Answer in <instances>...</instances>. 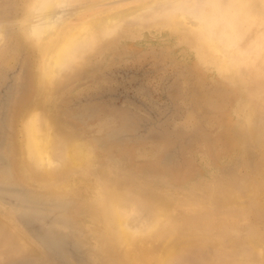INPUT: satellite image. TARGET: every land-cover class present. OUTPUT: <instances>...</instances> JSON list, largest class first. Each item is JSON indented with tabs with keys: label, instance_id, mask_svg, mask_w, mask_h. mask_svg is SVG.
Masks as SVG:
<instances>
[{
	"label": "rangeland",
	"instance_id": "374dc122",
	"mask_svg": "<svg viewBox=\"0 0 264 264\" xmlns=\"http://www.w3.org/2000/svg\"><path fill=\"white\" fill-rule=\"evenodd\" d=\"M228 2L0 0V264H264V74L219 69V24L192 22ZM45 22L92 28L39 85ZM33 110L49 165L21 146Z\"/></svg>",
	"mask_w": 264,
	"mask_h": 264
},
{
	"label": "bare ground",
	"instance_id": "6f19581e",
	"mask_svg": "<svg viewBox=\"0 0 264 264\" xmlns=\"http://www.w3.org/2000/svg\"><path fill=\"white\" fill-rule=\"evenodd\" d=\"M38 1H42V0H38ZM59 1L60 0H51V5L53 7H56V6H58ZM228 1L229 2L226 5H219L217 7H212V9L208 12L207 15L202 16L201 19H198L196 21H192L194 27L192 25L191 26L195 29L196 35L202 39L204 37V35L206 33H208L215 25L219 24L218 36L215 37L214 41L211 39V41H213V43H211L210 40L206 41V43L209 44L208 48H210V53L212 52L211 56L216 60L217 65H218L217 67H219V69H222L223 71H228V70L232 71V70H234V69H231L233 67H241V68L242 67H251L253 75L257 76V75L264 74V0H263V3L260 4V7L258 8L257 12L252 11L253 2L251 3L250 0H228ZM63 2H64V0H63ZM38 11H39V8L35 7L29 14H27L29 16L30 14L35 13L34 15L33 14L31 15L32 20L29 21V23L35 21V25H34L33 29H35L38 25H40L41 21L52 17V14H53L51 9H49V5L45 11L40 12V13ZM36 14H39V16L38 15L36 16ZM33 16H35V18L36 17L37 18L35 19ZM105 17H107V16H105ZM106 21L108 22V19H106ZM46 22H47V20H46ZM46 22L41 25V27L37 31L36 35L38 36V38L40 37L44 40L46 38H48V37L50 38L52 36H54L55 38H53L52 41H50L51 43L49 44L48 51L42 54V59H41L42 67L44 68L43 71L50 69L51 72L47 73L42 78L40 77L39 85H44L47 80H49V81L54 80V77H56V75H57L55 72V69H57L58 68L57 66L63 61L64 53L67 50L71 49V42H73V39H78L80 35L86 34L92 28L91 24L89 26H86V27L80 26L78 28V30H76V31L72 30L71 34L63 35L61 37L56 38L55 31H50L53 28L52 25L48 24ZM29 29H30V27H29ZM246 38L247 39L249 38L248 42L243 43L242 42L243 39H246ZM216 62L214 61V63H216ZM58 69H60V67ZM58 69H57V71H58ZM211 70H213V69H210V71ZM43 71H42V73H43ZM39 88H40V86H39ZM234 106H235V104H234ZM256 108H258V107H256ZM249 113H251V112L248 111V114ZM248 114H247V116H250ZM23 119H24V123L22 126V135L25 138L21 142L22 143L21 146L23 147V152L25 153L26 158L28 159V161H30L29 159L31 158V156H34V158H36V160L39 163H43V164L47 163L49 165V162H50L49 153L50 152H49L48 143H49V140H51V139L47 135L44 138L34 135L35 129L42 122V118L40 117V115L35 110H33V111H30L26 116H24ZM248 119H250V118H248ZM46 120H48V119L46 118ZM49 127L51 128V126H49ZM52 128H51V130H52ZM51 130H50V132L53 131V130L52 131ZM84 149H86V148H84ZM59 150H61V149H59ZM59 150H58V153L61 155L62 153ZM55 152H56V150H55ZM61 156L63 157V155H61ZM78 158H79V153H78L77 147L72 146V144L69 145L67 147V150H66L65 160L70 161L69 163H71V162L75 163L78 160ZM60 161H58L57 163H59ZM47 164H46L45 168L47 167ZM54 165H56V164L54 163ZM68 166H69V164H68ZM48 167H50V166H48ZM55 170H56V168H55ZM70 171H73V170H70ZM49 180H51V179H49ZM101 187L103 189L104 186H101ZM59 189H61V188H59ZM91 198L93 200V197H91ZM115 217L117 218V216H115ZM159 220L160 221L162 220L161 213L157 214V216L154 218V220H152L153 221L152 223H155ZM198 229H200V228H198ZM117 240H119V242H120L119 245L122 244V245H125V247L129 243V239L127 238V236L123 230H121L120 233L118 234ZM140 242H141V240H140ZM134 245H135V242H134ZM134 245L132 244V246H134ZM137 249H138V247H137ZM127 252H130V251H127ZM127 252H126V254L128 255V257H131V255H129V253H127ZM146 257H147V255H146ZM147 259H148V257H147ZM133 261L134 262L139 261V262H141L140 264H142V261H144V260L141 261L140 259H133ZM148 261H150V260L148 259ZM148 261H145V262H148Z\"/></svg>",
	"mask_w": 264,
	"mask_h": 264
}]
</instances>
